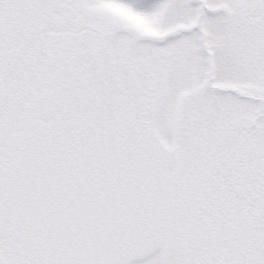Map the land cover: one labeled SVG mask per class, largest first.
Masks as SVG:
<instances>
[{"label": "snow or ice", "instance_id": "snow-or-ice-1", "mask_svg": "<svg viewBox=\"0 0 264 264\" xmlns=\"http://www.w3.org/2000/svg\"><path fill=\"white\" fill-rule=\"evenodd\" d=\"M0 264H264V0H0Z\"/></svg>", "mask_w": 264, "mask_h": 264}]
</instances>
